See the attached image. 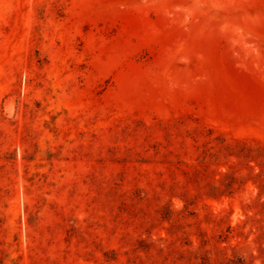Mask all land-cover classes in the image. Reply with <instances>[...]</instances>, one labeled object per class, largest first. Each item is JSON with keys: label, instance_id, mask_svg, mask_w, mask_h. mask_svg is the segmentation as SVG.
Returning a JSON list of instances; mask_svg holds the SVG:
<instances>
[{"label": "rangeland", "instance_id": "rangeland-1", "mask_svg": "<svg viewBox=\"0 0 264 264\" xmlns=\"http://www.w3.org/2000/svg\"><path fill=\"white\" fill-rule=\"evenodd\" d=\"M0 264H264V0H0Z\"/></svg>", "mask_w": 264, "mask_h": 264}, {"label": "trees", "instance_id": "trees-1", "mask_svg": "<svg viewBox=\"0 0 264 264\" xmlns=\"http://www.w3.org/2000/svg\"><path fill=\"white\" fill-rule=\"evenodd\" d=\"M215 190H216V194L220 192L221 188L218 186H214ZM216 194H210L211 196H216Z\"/></svg>", "mask_w": 264, "mask_h": 264}, {"label": "bare ground", "instance_id": "bare-ground-1", "mask_svg": "<svg viewBox=\"0 0 264 264\" xmlns=\"http://www.w3.org/2000/svg\"><path fill=\"white\" fill-rule=\"evenodd\" d=\"M254 6V5H253ZM263 8V7H262Z\"/></svg>", "mask_w": 264, "mask_h": 264}]
</instances>
